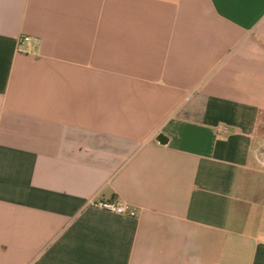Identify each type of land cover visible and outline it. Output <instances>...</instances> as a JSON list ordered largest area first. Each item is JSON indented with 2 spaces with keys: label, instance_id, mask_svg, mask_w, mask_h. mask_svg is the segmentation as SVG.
I'll use <instances>...</instances> for the list:
<instances>
[{
  "label": "crops",
  "instance_id": "obj_1",
  "mask_svg": "<svg viewBox=\"0 0 264 264\" xmlns=\"http://www.w3.org/2000/svg\"><path fill=\"white\" fill-rule=\"evenodd\" d=\"M0 264H264V0H0Z\"/></svg>",
  "mask_w": 264,
  "mask_h": 264
},
{
  "label": "built area",
  "instance_id": "obj_2",
  "mask_svg": "<svg viewBox=\"0 0 264 264\" xmlns=\"http://www.w3.org/2000/svg\"><path fill=\"white\" fill-rule=\"evenodd\" d=\"M24 41H27V39H24ZM94 206L97 208L112 213L116 214L119 216L123 217H128V218H134L136 217V212L135 210L131 209V207L128 204L125 203H116V202H92Z\"/></svg>",
  "mask_w": 264,
  "mask_h": 264
}]
</instances>
